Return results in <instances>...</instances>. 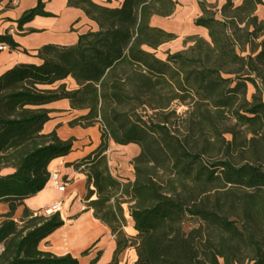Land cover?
<instances>
[{
  "label": "trees",
  "instance_id": "1",
  "mask_svg": "<svg viewBox=\"0 0 264 264\" xmlns=\"http://www.w3.org/2000/svg\"><path fill=\"white\" fill-rule=\"evenodd\" d=\"M68 5L98 29L73 46H44L40 64L0 76V204L9 207L0 214V264H79L40 249L64 225L60 213L26 207L15 219L50 181L51 163L74 151L75 137L44 132L49 106L63 100L81 113L72 127H99V146L73 166L87 176L88 208L117 237V253L133 247L135 264H264V22L256 15L264 1L228 0L220 11L200 3L196 25L210 41L191 37L166 59L157 51L176 36L151 20L172 16L174 0ZM37 15H46L42 0L19 26ZM0 44L20 47L9 32ZM110 142L140 148L134 180L112 175Z\"/></svg>",
  "mask_w": 264,
  "mask_h": 264
},
{
  "label": "crops",
  "instance_id": "2",
  "mask_svg": "<svg viewBox=\"0 0 264 264\" xmlns=\"http://www.w3.org/2000/svg\"><path fill=\"white\" fill-rule=\"evenodd\" d=\"M92 1L111 8L118 7L123 2V0ZM174 1L177 2V7L172 16L166 18L154 16L151 20L152 27L176 36V39L158 49L170 48L171 51L168 53L171 54L184 50L189 45L186 42L191 37L210 41L208 30L196 25V20L203 14L200 3H205L214 11H220L228 0ZM232 1L236 6L243 3V0ZM38 2L39 0L0 1V35L9 32L20 46L18 50L7 47L0 51V76L19 64H40L41 60L37 54L44 46H73L78 43L81 35L98 29L97 24L90 20L83 10L70 7L68 0H42L46 15H37L20 27L19 20L27 12L35 9ZM256 15L264 22V5L257 7ZM252 94L249 87V96ZM49 108L53 110L52 120L45 125L44 132L56 130L63 140L71 137L77 139L74 151L66 157L54 160L49 169L50 173L60 172V178L66 187L64 191H60L49 181L37 195L26 199L25 205L17 210L15 219L21 218L26 207L36 214H43L47 206L61 202L60 214L64 225L41 242L42 251L57 257L71 255L79 264H135L136 250L129 247L117 253V237L113 235L110 227L97 219L94 211L88 208L85 200L87 176L73 166L99 146L101 142L99 127L87 129L80 126L72 127L70 122L81 113L73 111L68 101L55 102ZM139 152L140 148L137 145L118 146L110 142L106 155L112 175L122 181L134 180L132 161ZM8 211L7 204H0V214ZM125 211L127 225L124 227V233L128 237H133L136 235L134 222L126 208ZM88 250L89 252L84 254Z\"/></svg>",
  "mask_w": 264,
  "mask_h": 264
},
{
  "label": "built area",
  "instance_id": "3",
  "mask_svg": "<svg viewBox=\"0 0 264 264\" xmlns=\"http://www.w3.org/2000/svg\"><path fill=\"white\" fill-rule=\"evenodd\" d=\"M7 49V46L0 45V51H3ZM50 182L52 183V186L60 191H64L66 184L62 182L60 178V172L59 171H53L50 173ZM62 210V203L61 202H55L49 206H47L44 211L43 215L50 216L56 213H61Z\"/></svg>",
  "mask_w": 264,
  "mask_h": 264
},
{
  "label": "rangeland",
  "instance_id": "4",
  "mask_svg": "<svg viewBox=\"0 0 264 264\" xmlns=\"http://www.w3.org/2000/svg\"><path fill=\"white\" fill-rule=\"evenodd\" d=\"M170 51H171L170 48L169 49L163 48V49L157 51V56L161 59H166L167 54ZM253 92H254V88L252 86H250V94H252ZM177 107H178L179 113H183L184 111H186V107H184V106H177ZM95 137H96V134H95ZM192 225H193L192 222H188V226H192Z\"/></svg>",
  "mask_w": 264,
  "mask_h": 264
}]
</instances>
